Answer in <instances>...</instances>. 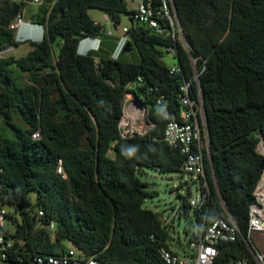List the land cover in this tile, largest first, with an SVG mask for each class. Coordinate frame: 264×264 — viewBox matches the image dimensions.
Wrapping results in <instances>:
<instances>
[{"label":"trees","instance_id":"16d2710c","mask_svg":"<svg viewBox=\"0 0 264 264\" xmlns=\"http://www.w3.org/2000/svg\"><path fill=\"white\" fill-rule=\"evenodd\" d=\"M12 2L0 4V52L5 44H16ZM174 3L190 45V53L180 48V74L160 62L171 40L137 23L127 33L133 51L113 58L118 37L108 36L88 10L107 13L116 27L121 15L130 13L125 0H56L36 20L45 28L43 39L32 42L27 55H0V117L12 130L9 137L0 133V202L20 216L6 232L24 259L4 264H33L34 254L62 256L69 247L100 264H167L159 249L172 250L170 231L157 213L143 207L153 193L138 172L146 167L183 173L185 155L164 141L165 121L154 96L168 98L179 116V87L194 75L191 56L202 71L192 96L199 89L204 105L209 197L201 208L181 197L186 215L193 209L198 221L188 242L229 213L241 234L219 245L213 264L242 259L257 264L248 228L264 172L258 150L264 144V0ZM85 37H101L103 46L78 55ZM126 93L143 97L155 123L145 136L120 137ZM14 115L23 126L12 121ZM30 192L36 193L34 202ZM51 222L55 240L47 229Z\"/></svg>","mask_w":264,"mask_h":264},{"label":"built area","instance_id":"2783aa9c","mask_svg":"<svg viewBox=\"0 0 264 264\" xmlns=\"http://www.w3.org/2000/svg\"><path fill=\"white\" fill-rule=\"evenodd\" d=\"M41 3L42 0H34ZM56 1V0H55ZM54 1V2H55ZM135 6L128 14L133 23L150 29L156 34L171 40V45L166 48V52L177 60L175 65L169 66L171 74L182 73L179 65L180 48L190 53V45L184 28L178 17V12L174 0H131ZM54 4V3H53ZM105 20L111 17L105 13ZM112 21V20H111ZM25 23L22 15L18 14L11 23L10 28L17 30ZM100 25V24H99ZM102 26V25H100ZM43 34L44 26L39 25ZM103 27V26H102ZM104 28V27H103ZM106 30V29H105ZM129 27H124V35L118 37L117 46L112 53L117 59L122 53L124 46L130 42L127 36ZM107 31V30H106ZM107 35H114L107 31ZM85 39L97 42L96 50L100 49L101 37H85ZM194 67V75L191 80L184 79L179 87L178 100L180 104L179 116H176L171 102L164 95H156L155 103L165 121L164 141L174 150H179L185 155V161L181 167L184 174L192 175L199 180L200 195L196 199L190 200L193 208L203 207L209 197V184L206 178L204 150L208 148V134L205 122L204 105L201 92L198 89L196 97L192 96V85L199 83L201 72L196 67V59L191 56ZM205 69V65L203 70ZM139 82L142 81L138 78ZM152 93L153 89L146 91ZM142 96L138 97L133 93H126L123 101V113L119 120L118 130L123 139L134 136H145L154 127L148 117V109L142 101ZM39 132L34 133L33 138H39ZM262 147V143L260 144ZM264 155V150L258 148ZM58 173L66 177L63 168L59 167ZM255 200L250 205L248 234L252 238L253 234L259 232L264 234V172L254 191ZM6 205L0 202V264L6 263L9 259L23 262L15 249L14 238L8 236L7 229H11L15 223ZM40 217L44 212L40 210ZM51 237L55 240V224L51 222L47 226ZM241 230L231 215L228 213L222 218L209 223L205 229L199 233L194 240L182 246L180 251L170 250L160 247L159 252L167 264H213L219 252V245L224 242L236 241ZM253 256L257 264H264V253L253 251ZM33 264H100L93 258H86L73 247H69L62 256H46L34 254L31 258ZM237 264H249L247 259H242Z\"/></svg>","mask_w":264,"mask_h":264},{"label":"rangeland","instance_id":"374dc122","mask_svg":"<svg viewBox=\"0 0 264 264\" xmlns=\"http://www.w3.org/2000/svg\"><path fill=\"white\" fill-rule=\"evenodd\" d=\"M128 4V9L132 11L135 4L131 0H125ZM90 17L98 24L102 25L108 32L112 33L114 37H122L124 35L123 28L130 27L132 22L128 15H121L120 23L115 27L111 20H105V12L99 9H89ZM58 39L53 44V51L57 55L59 52ZM29 45H24L15 50L16 58L27 55ZM132 59V56H129ZM160 62L166 66H172L177 63V60L170 54H165L160 59ZM16 77L21 76L18 69L13 68ZM26 75H22V77ZM19 82L23 81L20 77ZM15 124L23 126L18 116L14 115L13 120ZM0 133H5L8 137L12 135V130L2 122L0 117ZM264 150V146H259ZM139 178L146 183V190L153 194L148 196L143 203V207L158 214L160 220L166 225L170 231V244L174 248L182 247L188 243L189 237L197 231L198 221L196 213L193 209L186 215L182 208L181 197H188L189 200L196 199L200 195L199 180L192 175L181 172H161L150 168L141 167L138 172ZM28 197L34 202L36 193L30 192ZM8 212L13 215L14 219L20 220V216L15 214L14 208L7 206ZM15 221V220H14ZM253 242V238H251ZM254 251L257 252L254 248Z\"/></svg>","mask_w":264,"mask_h":264},{"label":"crops","instance_id":"0c3cea01","mask_svg":"<svg viewBox=\"0 0 264 264\" xmlns=\"http://www.w3.org/2000/svg\"><path fill=\"white\" fill-rule=\"evenodd\" d=\"M0 0V4H1ZM19 5V14L23 16L25 23L15 30L14 32V45H6L5 49L0 52L1 56H14L15 50L24 45H29L27 52L33 49L32 42H38L43 39V32L39 27V24L36 23V20L44 13V11L51 7L55 0H42L41 3H37L34 0H13ZM3 43V37L0 36V44ZM4 44V43H3ZM91 45L96 48L98 46L97 42L91 43ZM100 46H103V41L100 43ZM253 238V247L258 253H264V234L256 232L252 236ZM184 246V245H181ZM182 247L174 248L171 245V249L174 251H180Z\"/></svg>","mask_w":264,"mask_h":264},{"label":"water","instance_id":"95a60500","mask_svg":"<svg viewBox=\"0 0 264 264\" xmlns=\"http://www.w3.org/2000/svg\"><path fill=\"white\" fill-rule=\"evenodd\" d=\"M18 14H19V5H18L17 2L13 1L12 2V17L15 18ZM131 22L133 23L132 20H131ZM133 49H134V46H133L132 42L130 41L124 46V48L122 50V53L123 54H129V53H131L133 51ZM23 208H24L23 204L19 205L18 206V211L21 212L23 210Z\"/></svg>","mask_w":264,"mask_h":264},{"label":"clouds","instance_id":"9594fccd","mask_svg":"<svg viewBox=\"0 0 264 264\" xmlns=\"http://www.w3.org/2000/svg\"><path fill=\"white\" fill-rule=\"evenodd\" d=\"M91 43H92V40L83 38L78 44V47L76 50L77 54L81 56H85V55H88L92 51H98L96 50V48H94L91 45Z\"/></svg>","mask_w":264,"mask_h":264},{"label":"bare ground","instance_id":"6f19581e","mask_svg":"<svg viewBox=\"0 0 264 264\" xmlns=\"http://www.w3.org/2000/svg\"><path fill=\"white\" fill-rule=\"evenodd\" d=\"M264 146V145H263Z\"/></svg>","mask_w":264,"mask_h":264}]
</instances>
